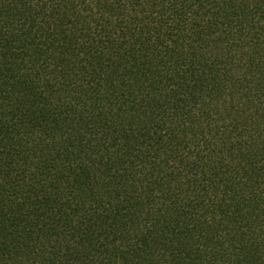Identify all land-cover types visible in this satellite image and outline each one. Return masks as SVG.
Here are the masks:
<instances>
[{"label": "trees", "instance_id": "obj_1", "mask_svg": "<svg viewBox=\"0 0 264 264\" xmlns=\"http://www.w3.org/2000/svg\"><path fill=\"white\" fill-rule=\"evenodd\" d=\"M0 264H264V0H0Z\"/></svg>", "mask_w": 264, "mask_h": 264}]
</instances>
